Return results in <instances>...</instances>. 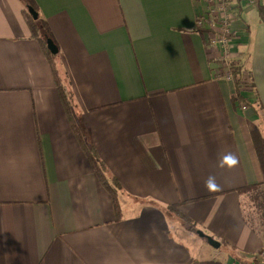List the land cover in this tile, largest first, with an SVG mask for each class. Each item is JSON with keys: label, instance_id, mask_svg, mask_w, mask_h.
<instances>
[{"label": "crops", "instance_id": "crops-1", "mask_svg": "<svg viewBox=\"0 0 264 264\" xmlns=\"http://www.w3.org/2000/svg\"><path fill=\"white\" fill-rule=\"evenodd\" d=\"M34 2L76 106L67 118L20 4L0 0V264L257 261L264 0L231 12L224 47L198 24L213 0ZM226 53L245 70V104ZM70 123L113 176L118 219ZM228 153L238 163L221 167Z\"/></svg>", "mask_w": 264, "mask_h": 264}, {"label": "trees", "instance_id": "trees-1", "mask_svg": "<svg viewBox=\"0 0 264 264\" xmlns=\"http://www.w3.org/2000/svg\"><path fill=\"white\" fill-rule=\"evenodd\" d=\"M20 4V15L22 16V19L24 23L26 24V27L30 33V36L38 43L39 47L41 48L44 56L47 58L48 62L51 66L52 76L53 80L58 92V97L60 99L61 105L63 107L64 113L66 114V117L69 118L74 111V108L76 106L75 100L73 98L72 92L70 91L68 85H66V80L64 79V73L61 72L60 67L58 65V60L56 54H50L48 50L45 47V39L49 36L48 30L45 27L44 22L40 19L38 16V8L34 2V0H17ZM226 5L229 4H235L236 11L239 8V0H224ZM31 7L36 13L37 18L32 19L30 14L27 12V7ZM257 12L260 20L264 22V8L261 6L257 7ZM228 66L229 71L231 73L232 77V83H233V89L234 94L232 96V100L236 102H242L246 103V99L241 96L240 92L245 89V82L242 79V73L244 68L242 67V64L240 62H237L235 60H228ZM248 73V71H247ZM252 86V83H251ZM72 129L75 132L76 138L81 146V149L83 150L85 156L88 158V160L91 163L93 172L98 179V181L101 183L102 187H104L108 193L110 194L112 206L114 210V219H118L120 215L119 206H118V200L116 197V189L117 184L113 178V176L107 175V172L105 170V167L103 164L98 160L95 151L93 150L92 146L85 141H83L81 134L78 132V129L76 126L72 123H70ZM249 136L252 144V148L256 157V161L260 170L261 174V181L259 184L263 187V193H264V140L260 136L258 130L256 128H253L249 131ZM255 187V185L244 186V189H250ZM164 211L168 213H172L174 216H176L178 219H180L183 223L186 225H191V221L184 216L182 213H180L175 205H166L164 206ZM242 264H259L255 260L250 261H241Z\"/></svg>", "mask_w": 264, "mask_h": 264}, {"label": "built area", "instance_id": "built-area-1", "mask_svg": "<svg viewBox=\"0 0 264 264\" xmlns=\"http://www.w3.org/2000/svg\"><path fill=\"white\" fill-rule=\"evenodd\" d=\"M215 2L207 3V7L204 9V13L200 19H198V24L200 26L209 25L210 28L215 29L217 35V41L221 46H225L230 37L234 34L233 30L230 26V14L235 9V4L226 5L224 0H213ZM257 0H239V5H255ZM216 26V27H213ZM224 63L227 60V53L222 55L221 59ZM227 75L229 74V78H231V73L229 71V66H227ZM244 106H241L243 109ZM256 260L259 264H264V247L260 248V250L256 254Z\"/></svg>", "mask_w": 264, "mask_h": 264}, {"label": "rangeland", "instance_id": "rangeland-1", "mask_svg": "<svg viewBox=\"0 0 264 264\" xmlns=\"http://www.w3.org/2000/svg\"><path fill=\"white\" fill-rule=\"evenodd\" d=\"M213 27H216V26H213ZM239 37H241V36L239 35L235 38L238 39ZM253 197L254 198H252L250 201V206L254 209V211L258 210V212H260L262 215H264V193H263V190L260 189L259 192H255ZM246 205H247V202H246Z\"/></svg>", "mask_w": 264, "mask_h": 264}, {"label": "water", "instance_id": "water-1", "mask_svg": "<svg viewBox=\"0 0 264 264\" xmlns=\"http://www.w3.org/2000/svg\"><path fill=\"white\" fill-rule=\"evenodd\" d=\"M27 12L30 14L33 20L37 18V13L30 6L27 7ZM45 47L50 54H55L57 52L56 45L50 37L45 39Z\"/></svg>", "mask_w": 264, "mask_h": 264}, {"label": "clouds", "instance_id": "clouds-1", "mask_svg": "<svg viewBox=\"0 0 264 264\" xmlns=\"http://www.w3.org/2000/svg\"><path fill=\"white\" fill-rule=\"evenodd\" d=\"M237 163H238V158L233 153H228V154L224 155L220 160V166L221 167H223L225 165H227L228 167H234L237 165ZM213 186H215V185L213 184Z\"/></svg>", "mask_w": 264, "mask_h": 264}]
</instances>
